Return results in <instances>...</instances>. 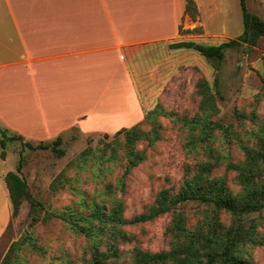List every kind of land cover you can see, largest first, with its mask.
Listing matches in <instances>:
<instances>
[{
    "label": "rangeland",
    "instance_id": "374dc122",
    "mask_svg": "<svg viewBox=\"0 0 264 264\" xmlns=\"http://www.w3.org/2000/svg\"><path fill=\"white\" fill-rule=\"evenodd\" d=\"M247 4L252 13L264 19V0H248ZM225 5L226 10L217 17H210L211 12L205 9V29L195 22L194 29L182 28L185 38L220 44L243 35L240 0H226ZM197 19L198 15L193 20ZM138 64V75L133 68L132 73L140 82L138 95L144 114L137 126L144 135L135 149L145 158L137 166L127 170L130 147L123 133L116 135L118 130L136 125L127 116L117 118L122 126L107 134L103 129H71L59 147L65 150L63 156L52 147L32 149L22 140L7 139L8 164L17 171L22 162L20 175L27 181L32 198L24 199L11 219L9 209L0 202V227L8 223L0 239V264H93L96 247L106 252L113 244L120 255L109 261L138 264L133 256L137 249L150 253L170 250L175 244L169 231L171 212L145 222L119 225L122 233H114L113 228L99 231L95 239L79 230L75 216L64 219L61 214L87 215L93 201L102 203L107 211L121 203L123 217L131 220L146 213L161 190L177 192L204 162L212 166V176L225 177L233 194L243 192L239 172L228 164L245 160L239 139L257 149L252 133L264 124V36L256 45L227 49L222 62L208 60L193 49L157 44L141 51ZM203 81L215 97L217 111L211 120L224 128H213V138L195 139L193 144L192 134L199 137L202 130V125L195 127L193 122L202 114L199 84ZM237 111L244 112L246 118H239ZM150 112L153 118L148 120L145 116ZM157 121L159 131L155 130ZM156 132L159 139L149 142L147 134ZM81 154L86 155L85 161L80 159ZM256 180L264 186V164ZM179 209L186 216L187 227L194 230L214 207L192 201ZM219 218L225 226L235 221V216L226 211H221ZM240 218L247 224H258L261 243L246 247L248 264H264V209ZM79 224L84 220L80 218ZM94 226L99 228V223Z\"/></svg>",
    "mask_w": 264,
    "mask_h": 264
},
{
    "label": "crops",
    "instance_id": "0c3cea01",
    "mask_svg": "<svg viewBox=\"0 0 264 264\" xmlns=\"http://www.w3.org/2000/svg\"><path fill=\"white\" fill-rule=\"evenodd\" d=\"M195 2L196 21L187 0H0V139L4 130L50 143L73 128L115 132L120 117L138 124L144 110L132 71L141 51L190 40L182 28L205 29V9L210 17L226 10V0ZM1 151L0 202L11 219L12 169Z\"/></svg>",
    "mask_w": 264,
    "mask_h": 264
},
{
    "label": "trees",
    "instance_id": "16d2710c",
    "mask_svg": "<svg viewBox=\"0 0 264 264\" xmlns=\"http://www.w3.org/2000/svg\"><path fill=\"white\" fill-rule=\"evenodd\" d=\"M244 33L238 39H229L220 44H205L194 40H184L170 44L172 49L188 48L199 52L208 60L222 62L226 57V51L229 48L237 47L242 44L256 45L259 38L264 36V19L258 14L252 13L248 9L247 0H240ZM186 13L193 19L199 14L195 0H187ZM199 90L203 94L201 109L202 114L195 118V127L202 125L200 136L192 134L193 144L195 139L204 141L207 138H213V128H224L218 122L211 120L214 112L217 111L215 97L208 83L203 81L199 84ZM153 112L147 113L146 119L151 120ZM239 118H246L244 112H236ZM125 127L116 132V135L124 134L129 144V163L127 170L137 166L145 158L143 152L135 149L136 143L143 137L144 132L137 126ZM159 122L155 124V130L159 131ZM213 125V126H212ZM2 138L0 144L2 147L1 157L6 158L7 139H20L21 136H8L6 131L1 130ZM107 134V133H106ZM253 137L257 142V149L247 146L241 139V148L245 153V160L240 163L228 164V168L239 172V179L243 185V192L233 194L228 188L225 177L212 176V166L209 163H202L197 173L188 178L178 189L172 193L170 189L161 190L153 205L146 213L126 220L123 217V205L118 203L109 211L102 203L93 201L91 211L85 215L61 214L64 219L68 215L75 216V223L79 230L86 233L87 236L95 239L99 237V231L113 228L114 233H122L118 226L126 223H141L157 218L168 212L172 213V220L169 231L175 238V244L170 250H162L157 253L135 250L133 256L138 264H248L250 261L245 258V249L250 244L261 243L258 238V224L243 222L240 216L249 215L254 212H261L264 209V186L256 178L261 172L264 164V124L254 131ZM149 142L153 143L159 139L160 135L156 132L154 135L147 134ZM25 146L35 149H47L52 147L60 156L65 155V150L59 148L63 142V137L59 136L49 143L40 142L37 145L24 140ZM80 159H87L85 154L80 155ZM22 162L17 171L11 170L5 180L9 189V195L12 202V215H17L24 199H31V193L27 181L20 175ZM200 202L214 207L211 214L204 216L203 222L199 228L191 230L186 225V216L179 206L187 202ZM85 205V204H84ZM226 211L235 216L233 224L225 226L219 218L220 212ZM78 217V218H76ZM83 219L84 224H79ZM239 221L238 223H236ZM99 223V228L94 225ZM120 251L113 244L110 251L101 252L98 247L94 252L93 264H115L109 261L110 257H118Z\"/></svg>",
    "mask_w": 264,
    "mask_h": 264
}]
</instances>
